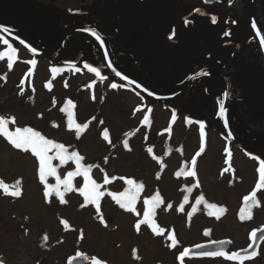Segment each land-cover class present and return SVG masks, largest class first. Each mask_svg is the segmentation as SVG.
I'll use <instances>...</instances> for the list:
<instances>
[{
    "label": "rangeland",
    "instance_id": "374dc122",
    "mask_svg": "<svg viewBox=\"0 0 264 264\" xmlns=\"http://www.w3.org/2000/svg\"><path fill=\"white\" fill-rule=\"evenodd\" d=\"M15 53L8 47L0 61V245L11 264H65L77 244L94 264H188L172 244L181 250L227 237L243 245L248 228L233 227L240 222L239 210L237 221L232 210L242 186L234 191L226 176L219 178L217 149L212 153L201 137L184 133L186 122L174 125L158 106L141 107L133 95L99 106L98 89L77 95L76 79L44 88L39 68L31 90L20 84L29 65L16 64ZM65 100L71 122L61 117L55 126ZM121 135L123 144L117 143ZM43 144L46 151L38 150ZM77 157L98 169L80 171ZM88 174L108 184L100 206ZM48 184L57 194L47 192ZM186 192L190 203L180 205ZM212 205L226 209L227 217L213 221ZM42 242L66 245L48 253L46 245L37 248Z\"/></svg>",
    "mask_w": 264,
    "mask_h": 264
},
{
    "label": "flooded vegetation",
    "instance_id": "af4514ba",
    "mask_svg": "<svg viewBox=\"0 0 264 264\" xmlns=\"http://www.w3.org/2000/svg\"><path fill=\"white\" fill-rule=\"evenodd\" d=\"M0 28L38 50L52 46L37 56L0 29V44L16 48V63L39 68L42 86L76 79L84 91L98 89L103 104L133 95L141 107L158 106L174 125L186 122L184 133L201 137L212 153L217 149L219 178L226 176L234 191L242 186L232 210L236 221L239 210L240 222L233 227L248 228L238 243L243 245L235 247L229 238L224 253L199 258H186L180 244H172L173 251L188 264H264V239L252 255L237 256L264 231V0H0ZM66 60L70 64L62 63ZM117 73L155 97L196 77L174 98L155 103ZM225 211L212 205L210 218L220 222ZM45 245L49 253L66 244L37 248ZM79 245L65 264L87 256ZM160 249L166 251L162 244ZM0 264H11L1 245Z\"/></svg>",
    "mask_w": 264,
    "mask_h": 264
},
{
    "label": "water",
    "instance_id": "95a60500",
    "mask_svg": "<svg viewBox=\"0 0 264 264\" xmlns=\"http://www.w3.org/2000/svg\"><path fill=\"white\" fill-rule=\"evenodd\" d=\"M5 33L10 38L17 41L18 43H20L21 45L26 47L30 52H32L36 55H46L51 51V48L43 50V51L37 50L34 47H32L30 44H28L26 41L14 36V35H11V34L7 33L6 31H5ZM64 63L68 64L67 62H64ZM117 75L124 83H126L128 86H130L136 92H138L144 98L148 99L151 102H156V103L166 102V101L174 98L195 78V77H191L185 83H183L180 87H178L173 93H171L170 95H168L166 97H154V96L146 93L144 90H142L140 87H138L132 81L126 79L121 74L117 73ZM234 140L237 144H239V142L236 139H234ZM263 239H264V231H259V232L255 233L253 236V239H252L253 242H252V245L250 246V248L247 251L238 254L237 256L238 257H247V256L252 255L254 253V251L256 250V247L258 245L257 243ZM228 248H229V242L228 241L209 243V244L202 245L199 247H195V248L189 250L186 253V257L187 258H191V257L199 258V257H203V256H213V255H216L219 253H224L226 250H228ZM87 262H88L87 257L77 256L76 258L71 259L68 262V264H86Z\"/></svg>",
    "mask_w": 264,
    "mask_h": 264
},
{
    "label": "trees",
    "instance_id": "16d2710c",
    "mask_svg": "<svg viewBox=\"0 0 264 264\" xmlns=\"http://www.w3.org/2000/svg\"><path fill=\"white\" fill-rule=\"evenodd\" d=\"M70 105V103L69 102H64L63 103V106H62V108L60 109V114H59V116L57 117V118H55V120H54V125L56 126V125H58L57 124V120L59 119V118H61V117H63V120H64V123H65V125H67L68 123H70L71 121V119L69 118L70 117V115H69V113H66L68 110H69V106ZM69 125V124H68ZM27 136H28V134H26L25 132H23V130H22V132H21V137H22V139H26L27 138ZM127 137H126V135H121L120 136V139L118 140V142L117 143H120V144H123L122 143V141L121 140H123V139H126ZM38 150H42V151H45L46 150V144H43V145H41L40 147H39V149ZM59 154V153H58ZM77 159H78V164L79 165H82V161H83V158H78L77 157ZM61 163H63V162H61ZM64 165V164H63ZM98 169V165H97V163H94L93 165H90V166H84V165H82L81 167H79L78 169H80V171L81 170H89V172L91 173L92 172V170L93 169ZM50 176H47V175H44L43 176V179H42V181L43 182H46L47 181V179L49 178ZM85 178V177H84ZM85 181L88 183V184H93L94 185V187H95V196H96V198H97V201H98V204H99V206H100V201H102L103 200V197L105 196L104 194L105 193H103V192H101V184H99V183H96L93 179H92V177H91V175H89L88 174V176H87V178H85ZM10 186H7V188H9ZM56 186L54 185V184H48V191L47 192H49V193H51V194H53V195H55V194H57V193H55V192H57V190H58V188H55ZM98 214V213H97ZM100 215V214H99ZM101 217V216H100ZM150 224V222L148 223V221H144V225H149ZM43 243V242H42ZM44 244V243H43Z\"/></svg>",
    "mask_w": 264,
    "mask_h": 264
}]
</instances>
